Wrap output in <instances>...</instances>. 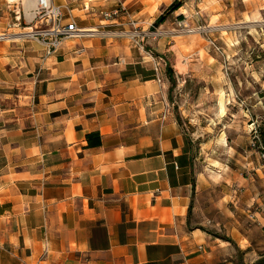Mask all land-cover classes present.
<instances>
[{"label": "crops", "instance_id": "obj_1", "mask_svg": "<svg viewBox=\"0 0 264 264\" xmlns=\"http://www.w3.org/2000/svg\"><path fill=\"white\" fill-rule=\"evenodd\" d=\"M84 1L53 0L65 23L95 33L45 55L27 34L32 1L0 0V29L13 30L0 34L12 39L0 42V264L226 261L193 205L194 158L161 57L145 48L171 46L117 35L130 21L194 25L201 11L180 0L155 26L172 0Z\"/></svg>", "mask_w": 264, "mask_h": 264}, {"label": "rangeland", "instance_id": "obj_2", "mask_svg": "<svg viewBox=\"0 0 264 264\" xmlns=\"http://www.w3.org/2000/svg\"><path fill=\"white\" fill-rule=\"evenodd\" d=\"M5 1L7 6L27 2ZM187 3L192 11H201L194 25L183 15L165 28L144 30L130 21V29L117 35L139 46L148 36L165 38V46H171L169 52L145 48L161 57L155 71L161 67L168 78L166 100L194 158L193 205L204 222L201 227L212 236L233 239L221 244L218 237L221 257L227 259L219 264H264V211L250 218L264 203V0ZM32 20L30 32L44 27ZM184 24L193 32H186ZM12 31L0 29V34ZM28 38L43 42L40 36ZM43 45L45 55L60 46L47 53ZM195 217L198 221L197 213Z\"/></svg>", "mask_w": 264, "mask_h": 264}, {"label": "built area", "instance_id": "obj_3", "mask_svg": "<svg viewBox=\"0 0 264 264\" xmlns=\"http://www.w3.org/2000/svg\"><path fill=\"white\" fill-rule=\"evenodd\" d=\"M30 1L33 3L32 18H36L40 24L44 25V27L29 33H31V36H35V38L38 36L42 38V43L45 44L48 49L47 53L50 52L51 49L55 50L64 39L81 37L86 32L84 29L77 27L76 23L72 19L70 22L65 23L63 19L62 7L55 4L53 0ZM183 29L186 32L191 33L194 28L184 24ZM122 33L124 32H120V34ZM258 208H260V210L252 212L250 218H254L257 215L260 216V214H262V211H264V203L259 205Z\"/></svg>", "mask_w": 264, "mask_h": 264}, {"label": "trees", "instance_id": "obj_4", "mask_svg": "<svg viewBox=\"0 0 264 264\" xmlns=\"http://www.w3.org/2000/svg\"><path fill=\"white\" fill-rule=\"evenodd\" d=\"M181 6V2L180 1H173L169 6L168 8L165 10V12L163 14H161L154 22L155 25L161 23L164 19H165V14L166 13H169L173 10H176L177 8H179ZM167 71H170V67H167ZM262 135V134H261ZM90 137V136H89ZM262 143L263 145L261 144V146L264 148V135H262ZM215 237H219L217 235H215ZM221 239H223L224 241H227V242H231L233 243V239L230 238V237H219Z\"/></svg>", "mask_w": 264, "mask_h": 264}, {"label": "bare ground", "instance_id": "obj_5", "mask_svg": "<svg viewBox=\"0 0 264 264\" xmlns=\"http://www.w3.org/2000/svg\"><path fill=\"white\" fill-rule=\"evenodd\" d=\"M11 1V0H10ZM24 2H26V0H23ZM30 4V3H29ZM32 7V6H31ZM28 11V10H27ZM30 12V11H29ZM30 15V14H29ZM33 15H30V17H32ZM29 17V18H30ZM86 30V29H85ZM86 31H95V30H86ZM88 33V32H87ZM92 33V32H91ZM95 33V32H94ZM28 35L30 34V33H27ZM90 34V33H89ZM30 36H31V34H30ZM223 111V110H222Z\"/></svg>", "mask_w": 264, "mask_h": 264}]
</instances>
